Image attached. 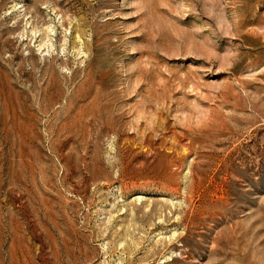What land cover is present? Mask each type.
Wrapping results in <instances>:
<instances>
[{
	"label": "rangeland",
	"instance_id": "obj_1",
	"mask_svg": "<svg viewBox=\"0 0 264 264\" xmlns=\"http://www.w3.org/2000/svg\"><path fill=\"white\" fill-rule=\"evenodd\" d=\"M0 264H264V0H0Z\"/></svg>",
	"mask_w": 264,
	"mask_h": 264
}]
</instances>
